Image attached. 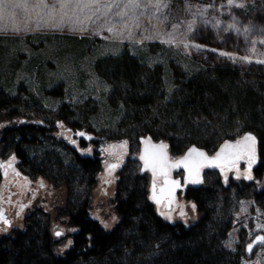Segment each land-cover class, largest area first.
<instances>
[{"label":"trees","instance_id":"1","mask_svg":"<svg viewBox=\"0 0 264 264\" xmlns=\"http://www.w3.org/2000/svg\"><path fill=\"white\" fill-rule=\"evenodd\" d=\"M143 61L127 51L96 59L94 68L110 89L108 97L100 104L88 103L87 116L79 119L63 104L60 117L70 120L68 127L90 132L89 113L100 111L102 103L114 106L111 126L101 119L95 122L101 129L123 141L140 142L147 136L164 141L173 155L184 154L193 145L212 153L223 141L251 132L259 140L260 162L254 175L264 176L263 74L228 66H193L183 58L179 61L185 68L174 58L164 63ZM28 104L38 107L40 101L32 93L26 99L12 98L0 88V156L17 153L31 175L80 178L92 187L103 171L102 159L98 154L79 157L70 152L54 136L59 132L56 126L12 123L22 117L19 107ZM127 175H122L114 201L120 221L113 230L90 218L89 197L77 205L69 197L59 213L78 229L68 252L56 253L52 216L39 209L24 229L0 238V264H241L240 253L223 245L234 221L231 207L236 199L251 194L264 205V188L258 190L247 179L227 182L223 171H207L200 187L186 195L201 215L186 227L159 214L150 198L148 173H137L131 186Z\"/></svg>","mask_w":264,"mask_h":264},{"label":"rangeland","instance_id":"2","mask_svg":"<svg viewBox=\"0 0 264 264\" xmlns=\"http://www.w3.org/2000/svg\"><path fill=\"white\" fill-rule=\"evenodd\" d=\"M64 2L67 0H4L7 7H0V88L12 98L26 99L32 93L40 101L38 107H19L22 117L15 119L14 124L58 128L60 122L68 126L69 119L59 115L63 104L78 119L87 116V104H100L110 91L94 68L96 59L124 51L143 57V62L183 58L193 66H228L264 75V63L258 62L264 61V0H97L89 7H76L73 2L62 8ZM17 4L24 7H16ZM157 4L161 6L156 7ZM179 62L185 68L184 61ZM115 109L102 103L100 111L88 115L93 130L87 133L94 135L96 142L88 141L82 150L95 152L103 161V171L92 187L80 178L52 180L44 175L38 179L39 190L32 205L36 211L42 209L51 214V231L58 240L56 253L60 256L72 248V235L78 232L69 224L68 216L59 214L67 199L70 197L77 205L89 197L90 218L111 231L120 221L114 201L122 175L130 176L126 183L131 186L140 172V163L132 162L122 173L107 175L113 162L110 148L121 150L120 145H127L131 154L138 156L141 147L139 141H123L118 134L95 123L101 119L111 126ZM54 133L59 142L73 146L69 135ZM59 148L53 150L58 152ZM10 154L4 155L5 160ZM246 169L248 172H226L225 180L247 179L258 190L263 189L264 176L256 178L253 170ZM184 201L175 214L161 215L186 227L196 224L201 218L197 206L189 199ZM231 211L234 221L224 247L240 253L241 264H264V247L252 258L245 257L246 245L257 234H264V205L258 204L251 194L236 199ZM25 223V219H17L15 228L24 229Z\"/></svg>","mask_w":264,"mask_h":264},{"label":"flooded vegetation","instance_id":"3","mask_svg":"<svg viewBox=\"0 0 264 264\" xmlns=\"http://www.w3.org/2000/svg\"><path fill=\"white\" fill-rule=\"evenodd\" d=\"M59 133H63L69 135L71 139V145L69 146L73 152H75L79 157L93 156L95 152L92 154L83 152V148L88 143L85 137H78L77 132L80 130L72 129L63 123L57 124ZM92 142H96V137L91 140ZM121 150L116 148H110L108 151L113 155L111 159L113 162L108 166L107 175L111 176L114 173H122L125 169H127L132 162H138L137 156L131 154L127 145H120ZM118 149V150H117ZM25 159L22 158L21 155L17 153H11L9 158L5 160L4 156H0V232L1 237H8L12 233L17 230H21L15 228L14 222L17 219H25L27 220L30 216H32L36 210L33 208L34 198L38 193V179L42 178L41 175H31L25 170ZM10 165V166H9ZM141 165V164H140ZM114 166V167H113ZM246 163H242L238 166H232L231 168H225L220 171L232 172L237 170L247 171ZM257 168V167H256ZM255 168V169H256ZM253 169V174L254 170ZM213 171V170H212ZM215 171V170H214ZM219 171V170H218ZM114 172V173H113ZM141 172V168H140ZM142 173V172H141ZM206 173V172H205ZM204 173V175H205ZM150 175V174H149ZM184 173L175 174V179L181 180V189L176 193V196L170 197H160V189L164 187V177L160 178L157 181V185L155 188V192L153 194L154 204L161 215L162 212H168V214H175L177 208L180 206H184V199H187L186 195L190 189H196L199 187H195L191 184L184 186ZM35 178H37L35 180ZM179 202V203H178ZM30 212V214L26 215V213ZM163 214V213H162ZM164 217L163 215H161ZM70 220V219H69ZM73 238V235H72ZM74 242V239H73Z\"/></svg>","mask_w":264,"mask_h":264},{"label":"water","instance_id":"4","mask_svg":"<svg viewBox=\"0 0 264 264\" xmlns=\"http://www.w3.org/2000/svg\"><path fill=\"white\" fill-rule=\"evenodd\" d=\"M83 133L84 135H79ZM248 134H251L255 137L254 142L244 141V137ZM78 137H85L87 141L93 140L94 135H91L85 131H78ZM237 141H240V144L237 145ZM230 144L232 147L225 148L223 152L221 149L224 148L225 144ZM140 152L136 157L139 163L141 164V172L150 174L151 178V200L154 203V192L157 185V181L160 178L164 177V187L160 189V197L165 196H176V193L181 189V180L175 179L174 175L179 173H184V186L191 184L195 187H199L204 181V173L207 171H220L225 168H231L232 166H238L242 163H246V167L249 170L255 169L260 162L259 157V140L254 133L248 132L244 135L236 138L235 140H225L223 141L218 149L209 153L207 150L198 147L196 145L191 146L183 155L175 157L171 154L169 144L164 141H155L150 136L143 137L140 139ZM160 145H167L165 149H161ZM195 148L198 152H203L207 156V160H204L202 157L197 156L193 153L191 156H188L189 150ZM163 153V156H160L155 164L154 156L156 154ZM217 153H221L220 157L216 159ZM141 157H144L142 159ZM185 157H188L186 164L181 163L178 166L177 162L183 160ZM145 160H148L149 163L146 166ZM153 167H155V175L153 174ZM198 182H193V181ZM176 182V183H174ZM155 184V188L153 185ZM257 237H264V234H257L247 245L245 257L247 259L252 258L254 253L264 247V243L257 241ZM252 244L253 248L251 251L248 250V245Z\"/></svg>","mask_w":264,"mask_h":264},{"label":"snow or ice","instance_id":"5","mask_svg":"<svg viewBox=\"0 0 264 264\" xmlns=\"http://www.w3.org/2000/svg\"><path fill=\"white\" fill-rule=\"evenodd\" d=\"M73 2L75 3V6H76V7H89V6H91V3H96L97 0H90V3H85L84 0H67V2L61 3L60 6H61L62 8H67V7H69L70 4L73 3ZM229 3H232V0H229ZM15 6H16V7H24V5H21V4H17V5H15ZM45 6H47V5H45ZM55 6H56L55 4L52 5L53 8H55ZM133 6H135V7H139V4H134ZM160 6H161L160 4H157V5H156V7H160ZM239 6L242 7V5H239ZM0 7H7V5L4 3V0H0ZM261 43H264V41H261ZM253 51H255V50L253 49ZM245 59H247V58H245ZM258 62H260V63H264V61H258ZM79 135H84V134H83V133H79ZM244 141L254 142V141H255V137L252 136L251 134H248V135H246V136L244 137ZM239 144H240V141H237V145H239ZM159 147H160L161 149H165V148L167 147V145H160ZM230 147H232V145L226 143V144L224 145V148L221 149V152H223L225 148H230ZM193 153H195V154H196L197 156H199V157H202L204 160H207V159H208L207 156L205 155V153H203V152H198L197 149H195V148H192V149L189 150L188 156H191ZM220 155H221V153H217V157H216V159H218V158L220 157ZM160 156H163V153H162V152H161L160 154H156V156H154V161H153L154 164H155L156 160H157ZM141 158L144 159V157H141ZM187 160H188V157H185L183 160L178 161V162H177V165H175V166H178V165L181 164V163L186 164ZM148 163H149V161H148V160H145V164H146V166L148 165ZM9 166H10V165H9ZM113 167H114V166H113ZM153 174L155 175V167H153ZM247 178H248V179H251V176H248ZM193 182L195 183V182H198V181H195V180H194ZM174 183H176V182H174ZM153 187L155 188V184L153 185ZM154 198H155V197H154ZM193 207H195V206H193ZM57 235H60V233H57ZM256 239H257V241L264 243V237H257ZM252 248H253V245H252V244H249V245H248V250L251 251Z\"/></svg>","mask_w":264,"mask_h":264}]
</instances>
